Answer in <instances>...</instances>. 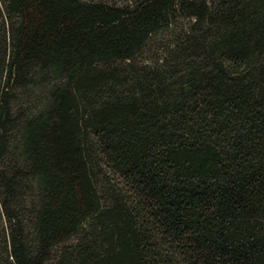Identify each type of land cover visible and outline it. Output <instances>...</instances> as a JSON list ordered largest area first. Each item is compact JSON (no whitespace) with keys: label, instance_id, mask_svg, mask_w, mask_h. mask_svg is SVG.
<instances>
[{"label":"trees","instance_id":"16d2710c","mask_svg":"<svg viewBox=\"0 0 264 264\" xmlns=\"http://www.w3.org/2000/svg\"><path fill=\"white\" fill-rule=\"evenodd\" d=\"M2 3L0 264H264V0Z\"/></svg>","mask_w":264,"mask_h":264},{"label":"rangeland","instance_id":"374dc122","mask_svg":"<svg viewBox=\"0 0 264 264\" xmlns=\"http://www.w3.org/2000/svg\"><path fill=\"white\" fill-rule=\"evenodd\" d=\"M3 0H0V11L3 13ZM81 1H91V2H102L110 5L116 6H126L132 5L138 0H81ZM2 18L0 17V21ZM6 25L9 24L8 18L5 21ZM187 18H177L170 22L169 26L162 27L153 32L147 39L144 47L135 56L134 64L137 66H155L156 63L161 62L167 55L170 48L175 33L184 26H187ZM1 26V22H0ZM1 28V27H0ZM45 84L33 83L27 90L26 94L22 95L21 100L18 101V105L25 112L32 111L35 106L40 104L43 100L42 95H44ZM4 225V220L0 215V244L2 242V226ZM68 241L67 243H69ZM57 250V248H55ZM54 249V250H55Z\"/></svg>","mask_w":264,"mask_h":264}]
</instances>
